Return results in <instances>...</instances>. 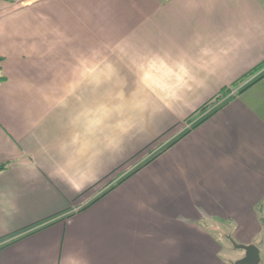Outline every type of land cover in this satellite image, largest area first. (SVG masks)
<instances>
[{
    "label": "crops",
    "instance_id": "0c3cea01",
    "mask_svg": "<svg viewBox=\"0 0 264 264\" xmlns=\"http://www.w3.org/2000/svg\"><path fill=\"white\" fill-rule=\"evenodd\" d=\"M0 57V264H228L217 222L263 230L264 0H0Z\"/></svg>",
    "mask_w": 264,
    "mask_h": 264
},
{
    "label": "rangeland",
    "instance_id": "374dc122",
    "mask_svg": "<svg viewBox=\"0 0 264 264\" xmlns=\"http://www.w3.org/2000/svg\"><path fill=\"white\" fill-rule=\"evenodd\" d=\"M251 80V79H250ZM249 81V80H248ZM234 89H237V88H234ZM231 90L230 89V93H231ZM230 93H228L227 95H229ZM226 95V96H227ZM225 98V97H224ZM193 121L190 120L189 123L185 126V128H189L190 126H192L193 124ZM181 135V134H180ZM167 137V138H165ZM163 137L162 139H168V137H170L169 135ZM174 140L173 139H170L168 141H166V143L162 144V143H158V139L154 140L151 142V144H148L143 150L139 151V153L131 156L129 162L127 163V168L125 169V171H134L136 168H138L140 165H142L144 162L148 161L151 159V157H153L155 154H157V152L161 151L162 148H164L167 144H169L170 142H172ZM118 170V169H117ZM126 175V174H125ZM218 225L222 226V230L224 231H227L228 230V234L229 236H231V239L234 240L235 242H241L240 240V237L236 235V233L239 231L240 233H244V231H247V229H242L240 228L241 227H244L243 225H234L232 223H230L229 221H227V224H224V225H221V223L217 222ZM262 224H263V230L260 231L259 235L252 238V241L253 243L259 245V246H262V254H261V260L264 261V218L262 220ZM224 226V227H223ZM249 227V225L247 224V226H245V228ZM250 229V227H249ZM230 248V251L228 252V264H231L232 262L236 261L237 258L240 257L241 254L244 255V250L241 249V248H235L233 246V243L231 240H229V247ZM231 248H235V249H232ZM239 256V257H237ZM231 257V258H230ZM233 259V260H231Z\"/></svg>",
    "mask_w": 264,
    "mask_h": 264
},
{
    "label": "trees",
    "instance_id": "16d2710c",
    "mask_svg": "<svg viewBox=\"0 0 264 264\" xmlns=\"http://www.w3.org/2000/svg\"><path fill=\"white\" fill-rule=\"evenodd\" d=\"M2 57H0V82L4 81L6 79V76L3 74V72H1V69H2ZM264 68V61L262 63H260V65L254 67L249 74H247V77H250L252 76V74H255L257 73L258 71H261L262 69ZM264 78V71L262 73H260L259 75L253 77L251 80H249L247 83H245L244 86L241 87V89L238 91V93H241L243 91H245L246 89L250 88L253 86V84H255L256 82L260 81L261 79ZM241 81V80H240ZM240 81H237L236 83L234 84H237L239 83ZM230 92V88H223L222 90H220V92L218 93V95H216L213 99L207 101L206 104H204L203 106H201L199 109H198V112L196 114H200L202 112H206L207 109L211 106H216L219 104V102ZM218 108V107H217ZM206 118V117H205ZM203 118V119H205ZM203 119L199 120V122H197L195 124V126L197 124H199ZM187 131H185L182 136H184L186 134ZM181 136H179L178 138L174 139V141L170 142L169 144H167L166 146L167 147H170L172 144H174L175 141H177ZM157 155V154H156ZM156 155H154L153 157H155ZM153 157H151L150 160L144 162L142 165H140L138 168H136L134 171L130 172V174H133L134 172L138 171V169H140L141 166L149 163ZM7 166L6 163H2L0 164V171L2 169H4L5 167ZM129 175L125 176L123 179L127 178ZM121 179V180H123ZM113 188V187H112ZM108 190H106L107 192ZM106 192L102 193L101 196H103ZM100 197V196H99ZM98 197V198H99Z\"/></svg>",
    "mask_w": 264,
    "mask_h": 264
},
{
    "label": "water",
    "instance_id": "95a60500",
    "mask_svg": "<svg viewBox=\"0 0 264 264\" xmlns=\"http://www.w3.org/2000/svg\"><path fill=\"white\" fill-rule=\"evenodd\" d=\"M233 246L244 250V255L237 258L236 261L231 264H259L261 261V247L257 244L250 242L248 244L242 242H235L232 240Z\"/></svg>",
    "mask_w": 264,
    "mask_h": 264
},
{
    "label": "built area",
    "instance_id": "2783aa9c",
    "mask_svg": "<svg viewBox=\"0 0 264 264\" xmlns=\"http://www.w3.org/2000/svg\"><path fill=\"white\" fill-rule=\"evenodd\" d=\"M237 91H238L237 89H234V88H233V89L231 90V94H235V93H237Z\"/></svg>",
    "mask_w": 264,
    "mask_h": 264
},
{
    "label": "snow or ice",
    "instance_id": "6c2138e0",
    "mask_svg": "<svg viewBox=\"0 0 264 264\" xmlns=\"http://www.w3.org/2000/svg\"><path fill=\"white\" fill-rule=\"evenodd\" d=\"M146 40H147V38H146ZM148 43H150V41H147ZM89 54H91V53H89Z\"/></svg>",
    "mask_w": 264,
    "mask_h": 264
}]
</instances>
